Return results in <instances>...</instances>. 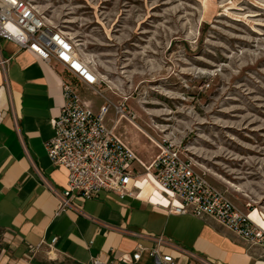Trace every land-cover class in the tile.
Instances as JSON below:
<instances>
[{
    "label": "rangeland",
    "instance_id": "374dc122",
    "mask_svg": "<svg viewBox=\"0 0 264 264\" xmlns=\"http://www.w3.org/2000/svg\"><path fill=\"white\" fill-rule=\"evenodd\" d=\"M27 1L136 115L116 132L141 177L171 141L264 229V0Z\"/></svg>",
    "mask_w": 264,
    "mask_h": 264
},
{
    "label": "crops",
    "instance_id": "0c3cea01",
    "mask_svg": "<svg viewBox=\"0 0 264 264\" xmlns=\"http://www.w3.org/2000/svg\"><path fill=\"white\" fill-rule=\"evenodd\" d=\"M1 59L10 61L5 72L0 67V264H29L43 250L74 264H91L95 258L112 264H154L147 253L139 262L131 261L137 244H154L121 230L164 236L218 264H264V248L243 242L212 219L170 210L151 174L138 180L135 197L122 199L102 191L96 199L76 198L75 205L94 221L74 210L56 215L58 200L48 185L65 189L68 171L53 165L45 143L54 136L52 120L64 104L63 79L86 100L93 92L63 66L46 63L6 39H0ZM31 247L38 251L30 253ZM165 252L179 264H199L181 253Z\"/></svg>",
    "mask_w": 264,
    "mask_h": 264
},
{
    "label": "built area",
    "instance_id": "2783aa9c",
    "mask_svg": "<svg viewBox=\"0 0 264 264\" xmlns=\"http://www.w3.org/2000/svg\"><path fill=\"white\" fill-rule=\"evenodd\" d=\"M0 39H6L34 53L46 63H56L81 85L102 98L96 108L83 98L77 87L63 79L64 104L57 118L52 120L54 136L45 143L47 156L55 166L68 171L67 187L57 190L48 185L58 200L56 215L74 210L89 220L75 205L76 198L92 200L102 191L113 192L120 198L135 197L142 176L135 171L136 155L116 132L119 117L134 122L136 115L125 102L115 103L105 96L99 74L82 62L72 39L48 25L27 0H0ZM10 59H1L5 72ZM148 171L161 194L169 200L174 213L212 219L236 235L243 242L264 248V230L255 223L250 213L241 209L206 174L199 171L182 148L168 140L160 145V153ZM123 233L151 241L147 248L137 244L131 261L139 262L144 253L154 264H179L176 257L165 250L181 253L199 264H218L180 247L164 236L121 230ZM38 248H30L35 254ZM91 264H112L99 258Z\"/></svg>",
    "mask_w": 264,
    "mask_h": 264
},
{
    "label": "bare ground",
    "instance_id": "6f19581e",
    "mask_svg": "<svg viewBox=\"0 0 264 264\" xmlns=\"http://www.w3.org/2000/svg\"><path fill=\"white\" fill-rule=\"evenodd\" d=\"M82 62L84 63V64H86V65H89L88 63H86L84 60H82ZM90 66V65H89ZM91 67V66H90ZM141 178V177H140ZM139 178V179H140ZM138 183V182H137ZM157 186V185H156ZM158 187V186H157ZM159 189V188H158ZM169 201V200H168ZM169 203V202H168ZM250 217H251V215H250ZM252 217L254 218V219H257V214L255 213H253L252 214ZM252 219V218H251ZM253 220V219H252ZM254 221V220H253ZM257 221V220H256ZM255 222V221H254ZM259 222H260V224L264 227V220L263 219H259ZM256 223V222H255ZM258 225V224H257ZM260 226V225H259ZM261 227V226H260ZM262 228V227H261ZM263 229V228H262ZM264 230V229H263Z\"/></svg>",
    "mask_w": 264,
    "mask_h": 264
}]
</instances>
